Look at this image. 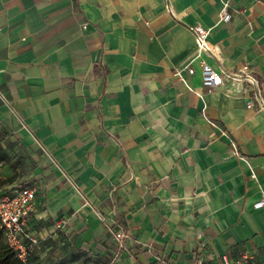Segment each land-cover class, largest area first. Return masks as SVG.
I'll list each match as a JSON object with an SVG mask.
<instances>
[{
	"label": "crops",
	"instance_id": "crops-1",
	"mask_svg": "<svg viewBox=\"0 0 264 264\" xmlns=\"http://www.w3.org/2000/svg\"><path fill=\"white\" fill-rule=\"evenodd\" d=\"M197 23L202 59L256 93L208 91L199 59L176 73ZM260 102L264 0H0V143L26 165L11 193L35 189L29 264L264 261Z\"/></svg>",
	"mask_w": 264,
	"mask_h": 264
},
{
	"label": "built area",
	"instance_id": "built-area-1",
	"mask_svg": "<svg viewBox=\"0 0 264 264\" xmlns=\"http://www.w3.org/2000/svg\"><path fill=\"white\" fill-rule=\"evenodd\" d=\"M227 17L228 14L225 11L219 15L220 20ZM190 30L194 34V53L190 60L183 64V66L176 68L178 75L181 69H186L189 74H193L194 68L191 66V62L199 59L201 84L208 91L231 80L243 82L255 90L256 93L257 80L250 72L243 70L232 72L218 69L213 64L202 59L201 54L203 52L212 55L207 40L209 34L208 29L197 23L190 26ZM250 105L248 104V106ZM258 109L264 110V104L260 102ZM207 121L211 126L218 129L221 134L225 133L217 123L209 119ZM233 153L239 158H242L235 146H233ZM34 198L35 189L30 186H21L11 194L0 193V227L3 230L4 240L13 249L17 258L23 262L26 261L30 248L37 243L36 237L27 226L28 215L32 209ZM252 207L254 209L264 208V194L253 202ZM123 236L124 234L120 232L114 234L118 242L122 240ZM210 260H214V258L212 256L197 255L190 264H209L208 261ZM216 264H264V261L257 263L248 262L245 258L233 260L226 253H223L216 258Z\"/></svg>",
	"mask_w": 264,
	"mask_h": 264
},
{
	"label": "trees",
	"instance_id": "trees-1",
	"mask_svg": "<svg viewBox=\"0 0 264 264\" xmlns=\"http://www.w3.org/2000/svg\"><path fill=\"white\" fill-rule=\"evenodd\" d=\"M11 160L10 153L6 147L0 143V164H9ZM0 264H29L26 261L19 260L11 247L4 240L3 230L0 227Z\"/></svg>",
	"mask_w": 264,
	"mask_h": 264
},
{
	"label": "rangeland",
	"instance_id": "rangeland-1",
	"mask_svg": "<svg viewBox=\"0 0 264 264\" xmlns=\"http://www.w3.org/2000/svg\"><path fill=\"white\" fill-rule=\"evenodd\" d=\"M16 167V166H15ZM26 171V165H22V160L19 163L17 171L11 167V164H0V190H4L6 194H11V189L22 185L21 177ZM12 180H16L11 185Z\"/></svg>",
	"mask_w": 264,
	"mask_h": 264
}]
</instances>
